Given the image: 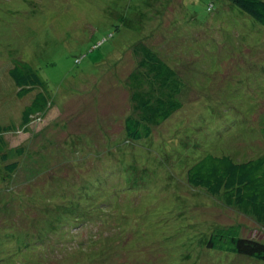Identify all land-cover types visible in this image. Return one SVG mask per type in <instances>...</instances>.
<instances>
[{
    "label": "rangeland",
    "instance_id": "374dc122",
    "mask_svg": "<svg viewBox=\"0 0 264 264\" xmlns=\"http://www.w3.org/2000/svg\"><path fill=\"white\" fill-rule=\"evenodd\" d=\"M111 1L0 0V80L9 81L8 74L4 75L11 58L29 61L54 99L44 120L27 135H8L13 148L11 160H21L15 153L18 147H24L26 155L14 178L0 183V260L38 264L34 261L40 258L42 239L51 244L47 247L53 254L51 264H264L207 248L211 222H226L234 212L220 207L211 212L210 204L191 201L194 196L183 173L205 155V132L200 133L202 139L199 137L197 145L189 134L192 123L207 116L205 102L207 98L213 101V91L221 79L232 84L231 91L222 89L223 96L244 94L249 105L212 102L219 117L240 122L241 111L260 107L264 51L249 52L240 61L236 55L241 50L239 32L236 34L231 16L219 11L221 0H178L180 13L175 19L169 16L176 12L175 7L171 4L172 8L162 9V0ZM211 2L216 3L212 14L207 10ZM120 3L125 4L122 9L116 7ZM136 5L146 14V21L140 19L142 24L135 21L140 15ZM251 30L246 32L247 38L259 44L262 36L255 33L259 26ZM141 39L154 44L170 60L179 61L186 81L181 96L184 108L157 126L150 141L159 144L180 129L189 137L181 131L184 141L180 149L166 154V161L153 160L156 168L151 157L149 162L141 161L150 168L147 172L138 169L128 178L134 188L131 195L121 196L117 207L103 206L102 191L121 181L120 170L119 177L111 173L122 165L119 154L128 163L137 160L133 163L139 167L138 160L146 150L142 142L129 147L124 142L126 119L137 117L134 92L128 91L127 82L138 65L134 49ZM231 53L233 56L225 61ZM185 62L193 63L190 70L184 67ZM237 62L243 64L241 68L235 66ZM222 64L225 69L218 72ZM258 112L264 113V102ZM2 114L3 110L0 117ZM252 125L258 126L254 117ZM217 131L214 135L224 147L231 130L226 132L221 127ZM236 134L233 138L237 141L224 149H235L236 142L234 153L254 155L255 144L264 149L263 140L240 131ZM107 167L108 181L102 182L107 188L95 191L91 198L97 201L95 210L102 206L105 212L93 213L92 220L87 216L81 223L75 218L66 223L60 214L66 215L65 207L75 208L76 216L92 212L88 203L79 205L86 199L80 196L86 186L85 194H89L88 181ZM5 201L8 204L4 205ZM125 201L130 203L128 217H124L127 208L121 206ZM176 202V209L166 213ZM239 219L245 223L247 234L248 230L260 233L255 231L259 226L251 217L241 215ZM58 226L62 228L57 230ZM257 237L264 242V234Z\"/></svg>",
    "mask_w": 264,
    "mask_h": 264
},
{
    "label": "trees",
    "instance_id": "16d2710c",
    "mask_svg": "<svg viewBox=\"0 0 264 264\" xmlns=\"http://www.w3.org/2000/svg\"><path fill=\"white\" fill-rule=\"evenodd\" d=\"M114 1L112 0L111 3ZM171 4L175 7L176 12L169 14V16L175 19V15L179 16L180 13L176 8L178 0H162L159 6L162 9H166V6L172 8ZM124 5L120 3L116 4V7L122 9ZM136 6V10L140 15L136 16L135 21L138 24H142L143 22L140 19L144 17V21H146V14L140 11L139 5ZM207 6L210 14L216 12V3L211 2ZM220 6L219 11H225L231 16L232 22L236 24V34L239 32V47L241 50L236 55H240V61L248 57L249 52L254 54L255 51H264V0H221ZM150 9L153 8L150 6ZM84 11L85 9L81 11L82 15ZM240 19L244 22L241 23ZM257 25L259 30L256 32ZM252 27H254L256 35L259 33L262 36L259 44L246 36V32H251ZM222 38V40L226 41L225 36ZM220 42L222 43V41ZM134 53L139 61L136 70L128 76L127 88L129 92H134L132 98L135 102L134 108L137 117H128L125 121V140H123L124 142L126 141V146L129 147V144L142 142L146 150L144 155H142L143 157H140L138 161L149 162L151 157V165L153 167L155 165L153 160L160 158L162 161H166L165 156L168 157L166 154L180 149L182 140L184 141L183 135H185V138L192 137L194 144L197 145L199 140L202 139L200 133L205 132L207 140L205 155H202L203 157L200 156V158L202 157L201 159L198 158L199 160L197 159L198 161L189 167L188 171L183 172L188 182V185H186L192 191L190 192L192 196H194L190 200L210 204L207 206L212 207H208L211 212H214V207L234 212L233 217H227L226 222L221 219V221L216 219L211 222L209 240L206 246L208 249L215 250V252L238 257L237 259L247 257L252 260L264 261V242L257 237L259 234H264V149L255 144V148H253L254 155L240 151L234 153L238 148V142L234 144L236 145L235 149H224L225 146L232 145V141H237L233 136L237 135L236 133L239 131L240 134H247L253 136L255 140L258 138V140L264 141V113L258 112L264 102V97L259 101L260 107L256 111L251 110V107L248 111H241L242 116L237 118L241 121L230 123V120L225 117L218 116L217 107L212 102L216 105H230L233 102L232 105L245 107L249 105L246 103L248 99L244 94H241L240 97L225 96L227 94L223 96L222 89L231 91L232 84L227 80L223 81L221 79L219 82L221 85L217 86V89L213 91V101L207 98V102H205V107L208 110L207 116L204 117L205 120L202 118L198 123H192V132L189 136L180 129L179 133H172L169 138H164L159 144L155 143L150 141L153 137L154 129L157 126H161L184 108L185 105L181 100V96L186 91V81L182 71H180L181 63L173 59L170 60L167 56L165 57L162 51L154 44L141 39L136 43ZM232 56L233 54L231 53L225 61ZM9 61V67L4 75L8 74L9 81L0 80V111L3 110V116L0 117V183H7L8 180L14 178L17 170L22 165L21 161L23 162L24 153L26 155L24 147H18L15 153L21 156V160H11L9 153L12 152L13 148H10L8 135H27L39 125L38 123L44 120V114L54 103L51 93L47 91L43 79L37 70L34 69L32 63L16 57L11 58ZM259 63H256V66ZM183 65L190 70L193 63L185 62ZM242 65L240 62L235 63V66H239V68ZM224 69L222 64L218 72ZM221 76L223 78L225 74ZM5 107L8 110L4 109ZM15 114L18 116L15 117ZM252 116L257 120L258 126L252 125ZM217 117L219 118L217 119ZM221 127L225 128L226 132L231 130L229 131L230 135L228 137L230 138L228 143H223L224 147L220 145L218 138L216 139L214 135L218 132L217 129H221ZM181 131L184 133L183 135ZM199 137L201 138L199 139ZM117 146H121V144ZM166 148L168 151H165L167 150ZM148 151L153 152V155L148 154ZM119 156L122 157V159H119L122 165L117 169L113 168L115 172L111 173L112 176H114V173L119 177L118 170H120L119 179L121 181L109 185V189L105 190L106 192L102 191L103 206L108 204L112 207L119 206L120 197L125 196L127 193L131 195L134 191L131 185L132 181L128 178L133 176L138 169L147 172L150 168L142 164L143 162H141V166H139L141 168H139L133 163L137 160L131 159L130 163H128L125 161V157L120 154ZM107 169L108 167L99 169L95 178L88 181V187L91 186L88 188L89 192L87 193L89 194H85L86 186L83 188L84 195L80 196L86 199L79 205L84 207V204L88 203L93 208L92 212H81L76 216L77 211L75 208L69 209L65 207L68 210L66 215L63 214L65 212L60 214L66 223H71L73 218L78 223H81L85 221L84 219L87 216H90L92 220L93 213L103 214L105 212L106 208L102 206L96 211L97 201H91V198L95 197V191L107 188L102 183L108 181L105 174ZM109 182L113 183L111 177ZM161 184L159 182V187ZM66 199L64 198L63 200L65 201ZM3 203L4 205L8 204L7 201ZM178 203L176 202L170 209H167L166 213H172L179 205ZM129 204L128 201L121 204L128 210L127 213L125 211L124 217H128L130 214ZM0 205L2 204L0 203ZM125 207L123 208L125 209ZM120 209L122 210V208ZM241 215L251 217L259 226L255 231L257 232L258 230L260 233L255 235L251 233V230H248L247 234L245 223L239 221ZM57 224H59V221ZM56 228L59 230L62 227L58 226ZM25 234L32 235L33 233ZM41 241L43 240L41 239ZM41 241L40 258H35V261H33L38 264H51L50 258L53 254L47 251V247L51 246V244L48 243L49 245H47V242ZM80 254H83V252H80ZM17 261L13 263L6 261L4 263V260H0V264H15Z\"/></svg>",
    "mask_w": 264,
    "mask_h": 264
}]
</instances>
